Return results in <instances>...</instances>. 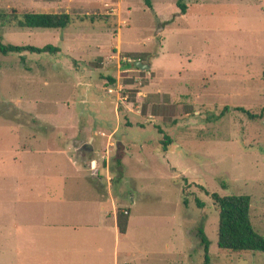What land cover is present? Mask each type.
Returning <instances> with one entry per match:
<instances>
[{
    "label": "rangeland",
    "instance_id": "obj_1",
    "mask_svg": "<svg viewBox=\"0 0 264 264\" xmlns=\"http://www.w3.org/2000/svg\"><path fill=\"white\" fill-rule=\"evenodd\" d=\"M84 1L0 0V12L17 17L65 10L73 17L58 29L0 26L6 43L59 48L24 52L22 60L0 54V150L27 133L61 141V131L31 124L23 109L64 116L69 105L80 128L64 130V138L92 140L81 159H97L102 185L109 183L134 220L147 216L141 223L154 226L161 247L176 222L191 264H203L200 227L210 243L209 264H264V252L217 246L210 198L248 195L252 225L264 237V0H149L151 8L144 0H108L83 10ZM90 14L103 18L79 20ZM118 33L122 47L115 45ZM136 60L151 68H128ZM13 230L0 223V245Z\"/></svg>",
    "mask_w": 264,
    "mask_h": 264
},
{
    "label": "crops",
    "instance_id": "obj_2",
    "mask_svg": "<svg viewBox=\"0 0 264 264\" xmlns=\"http://www.w3.org/2000/svg\"><path fill=\"white\" fill-rule=\"evenodd\" d=\"M79 1L83 4L84 0ZM108 2L100 0L97 5V0H87L80 9L89 5L100 9ZM115 45L122 47L120 34ZM149 65L151 68L152 62ZM23 110L31 115V124L39 122L61 131L57 138L62 137L65 144L63 139L48 141L27 133L22 141L0 150V175L6 184L0 186V223L6 221L14 229L0 245V250L11 251L0 253V264L1 256L3 264H191L192 253L186 251L185 238L178 242L180 224L171 226L161 247L154 226L141 223L147 216L134 220L131 209L119 205L109 183L102 185L97 159H81V148L92 140L64 138V130L80 128L69 105L64 116H37L30 108ZM87 152L92 153L93 148ZM106 160L101 154L102 163ZM102 166L108 182L107 166ZM90 169L91 176L87 173ZM119 210L128 215L124 233L116 224ZM183 232L189 234L188 230ZM202 260L209 264L204 252Z\"/></svg>",
    "mask_w": 264,
    "mask_h": 264
},
{
    "label": "trees",
    "instance_id": "obj_3",
    "mask_svg": "<svg viewBox=\"0 0 264 264\" xmlns=\"http://www.w3.org/2000/svg\"><path fill=\"white\" fill-rule=\"evenodd\" d=\"M145 4L151 8V3L149 0H144ZM181 9L184 11L185 6L180 5ZM103 15H82L79 20H88L94 22L96 20H101ZM73 22V17L66 12H25L20 17L12 14H6L0 12V26L15 23L18 27L26 28H66ZM24 52L28 53H50L56 54L59 52V48L50 44L44 46L35 45H14L11 43H6L0 36V54H19L20 59H23ZM128 68L138 69L133 65L132 62L127 63ZM261 78L264 80V64L261 71ZM110 83L115 80L108 77ZM242 112L246 113L248 117L255 118L260 115H255L240 109ZM161 132V131H159ZM168 141V139H167ZM165 149V148H164ZM117 164L120 161L117 160ZM210 198L213 205L217 209L218 213V225H217V246L220 249L229 251H255L264 252V237L261 236L253 227L250 219V197L244 194H229L224 196H219L216 193H211ZM198 204H201L198 201ZM128 221L127 213L118 211L116 215V224L121 233L126 230ZM197 236L199 237L200 244L202 246L204 257L206 262L209 261V240L207 239L203 229L197 228Z\"/></svg>",
    "mask_w": 264,
    "mask_h": 264
},
{
    "label": "water",
    "instance_id": "obj_4",
    "mask_svg": "<svg viewBox=\"0 0 264 264\" xmlns=\"http://www.w3.org/2000/svg\"><path fill=\"white\" fill-rule=\"evenodd\" d=\"M133 65L142 71H146L150 68L149 61L148 63H142L141 61L136 60L133 62Z\"/></svg>",
    "mask_w": 264,
    "mask_h": 264
},
{
    "label": "built area",
    "instance_id": "obj_5",
    "mask_svg": "<svg viewBox=\"0 0 264 264\" xmlns=\"http://www.w3.org/2000/svg\"><path fill=\"white\" fill-rule=\"evenodd\" d=\"M113 91V87H109L108 89H107V92L108 93H111ZM124 213H126V211H124Z\"/></svg>",
    "mask_w": 264,
    "mask_h": 264
}]
</instances>
